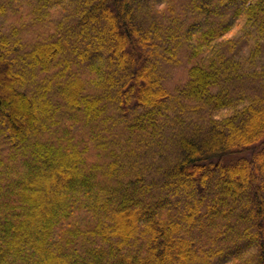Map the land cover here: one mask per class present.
Listing matches in <instances>:
<instances>
[{
    "label": "trees",
    "instance_id": "trees-1",
    "mask_svg": "<svg viewBox=\"0 0 264 264\" xmlns=\"http://www.w3.org/2000/svg\"><path fill=\"white\" fill-rule=\"evenodd\" d=\"M0 264H264V0H0Z\"/></svg>",
    "mask_w": 264,
    "mask_h": 264
},
{
    "label": "rangeland",
    "instance_id": "rangeland-1",
    "mask_svg": "<svg viewBox=\"0 0 264 264\" xmlns=\"http://www.w3.org/2000/svg\"><path fill=\"white\" fill-rule=\"evenodd\" d=\"M215 22H216V21H215ZM171 77H173V74L170 75V79H171ZM175 78H176V76L174 77V79H175ZM173 81L175 82L176 79L173 80ZM173 81H172V82H173ZM197 84H198V80H197V79H193L192 82H191V85H192L193 87L196 88V85H197ZM257 113H258V111L255 110V111L253 112V114L251 113V115L253 116L254 114L256 115ZM252 116H250V118H251ZM250 118H249V119H250ZM253 118H254V117H253ZM187 253H188V252H185V253L183 252V256H184L185 258L187 257Z\"/></svg>",
    "mask_w": 264,
    "mask_h": 264
}]
</instances>
